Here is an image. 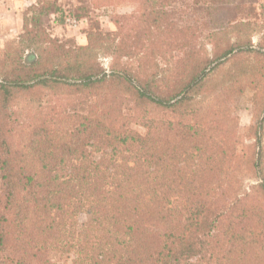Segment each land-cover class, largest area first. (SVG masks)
Instances as JSON below:
<instances>
[{
  "label": "trees",
  "instance_id": "obj_1",
  "mask_svg": "<svg viewBox=\"0 0 264 264\" xmlns=\"http://www.w3.org/2000/svg\"><path fill=\"white\" fill-rule=\"evenodd\" d=\"M58 1L0 45V264H264V4L96 0L134 10L67 47Z\"/></svg>",
  "mask_w": 264,
  "mask_h": 264
},
{
  "label": "rangeland",
  "instance_id": "obj_2",
  "mask_svg": "<svg viewBox=\"0 0 264 264\" xmlns=\"http://www.w3.org/2000/svg\"><path fill=\"white\" fill-rule=\"evenodd\" d=\"M30 1L37 3V0H26L25 5ZM36 1V2H35ZM249 6L252 7V12L250 15L251 20H259L260 14V5L264 4V0H247ZM34 5V4H33ZM58 5L62 7L64 13H69V17L76 18L80 21V24L77 27L67 23L64 16H50L43 18V24L48 29V32L52 37L58 39L60 42L65 44L67 47H75L78 45H85L87 42L86 32L91 28H100L104 31H114L115 26L112 22V19L115 15H125L130 14L134 10V6L122 5V6H106L100 3H97L96 0H59ZM246 14L239 15L238 18H245ZM236 16V12L231 9H222L217 12V19L221 20V23L226 22L231 17ZM56 19L59 21L56 22ZM63 19V20H62ZM16 38V37H15ZM14 38H6L0 36V45L1 47L6 44L9 40ZM261 34L255 35L252 38V43L254 48L258 47L261 42ZM211 52V46L207 47ZM110 58L101 57L99 62L101 66L109 71L110 68ZM239 109L238 116L240 120V126L242 128H248L253 124L256 106L254 93L252 91H247L239 100ZM134 129L138 130L141 133H144V130L139 126H133ZM255 143L253 138H247L245 140V145H252ZM256 184V181H249L246 184V190H249L253 185ZM86 217L82 215L80 221H85ZM70 256V255H69ZM72 257V256H71ZM70 258H67V255L64 258H60V262H66L70 264Z\"/></svg>",
  "mask_w": 264,
  "mask_h": 264
},
{
  "label": "crops",
  "instance_id": "obj_3",
  "mask_svg": "<svg viewBox=\"0 0 264 264\" xmlns=\"http://www.w3.org/2000/svg\"><path fill=\"white\" fill-rule=\"evenodd\" d=\"M26 0H0V36L15 38L23 28V16L34 1L25 5ZM36 2V1H35Z\"/></svg>",
  "mask_w": 264,
  "mask_h": 264
},
{
  "label": "built area",
  "instance_id": "obj_4",
  "mask_svg": "<svg viewBox=\"0 0 264 264\" xmlns=\"http://www.w3.org/2000/svg\"><path fill=\"white\" fill-rule=\"evenodd\" d=\"M67 23H70V25L77 27L80 24V21H78L76 18L68 17L66 19Z\"/></svg>",
  "mask_w": 264,
  "mask_h": 264
}]
</instances>
